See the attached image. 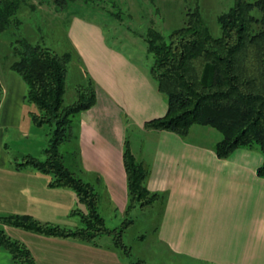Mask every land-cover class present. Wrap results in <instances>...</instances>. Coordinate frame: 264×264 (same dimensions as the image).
<instances>
[{
    "label": "crops",
    "instance_id": "obj_1",
    "mask_svg": "<svg viewBox=\"0 0 264 264\" xmlns=\"http://www.w3.org/2000/svg\"><path fill=\"white\" fill-rule=\"evenodd\" d=\"M67 37L85 78L96 84L97 101L75 126L67 166L99 194L100 207L126 214L129 203L124 149L129 135L144 137L137 161L149 171L147 186L167 193L160 211L158 242L175 264H264V159L258 150L240 148L219 159L213 141L194 127L186 138L145 124L167 114L168 106L150 72L107 42L103 27L84 16H71ZM0 216L30 215L43 223L71 229L78 200L74 191L52 188L35 169H16L10 143L29 137L27 86L8 64L0 67ZM32 122V121H31ZM33 123V122H32ZM195 139V138H194ZM101 214V213H100ZM103 217V216H102ZM25 244L37 264H129L111 244L93 245L47 237L0 224ZM0 264L13 256L0 249Z\"/></svg>",
    "mask_w": 264,
    "mask_h": 264
},
{
    "label": "trees",
    "instance_id": "obj_2",
    "mask_svg": "<svg viewBox=\"0 0 264 264\" xmlns=\"http://www.w3.org/2000/svg\"><path fill=\"white\" fill-rule=\"evenodd\" d=\"M94 0H54L61 9L93 6ZM22 0H0V36L20 26ZM221 37H214L199 10L187 13L185 25L168 37L151 28L148 52L153 55L150 75L167 102V114L145 124L147 129L167 130L186 138L194 125L211 127L222 134L215 146L219 159L229 158L240 148L258 150L264 159V0H234V5L217 18ZM10 69L27 86L26 102L31 121L51 128L46 160L27 157L15 162L16 169L32 167L49 175V186L74 191L86 212L75 209L83 227L68 229L43 223L30 215L0 216V223L47 237L78 240L97 245L96 238L111 232L99 212V194L66 164L61 146L73 142L75 126L82 112L97 101L95 81L88 76L78 86L77 100L65 104L66 76L72 52L59 54L49 47L16 40ZM7 59L4 58V61ZM0 83V105L3 98ZM129 203L126 214L135 209L166 203L168 194L152 192L147 186L149 171L134 156L127 138L124 149ZM264 178V162L257 170ZM132 222V221H131ZM112 247L129 248L117 231ZM0 249L13 256V264H37L25 244L0 229Z\"/></svg>",
    "mask_w": 264,
    "mask_h": 264
},
{
    "label": "rangeland",
    "instance_id": "obj_3",
    "mask_svg": "<svg viewBox=\"0 0 264 264\" xmlns=\"http://www.w3.org/2000/svg\"><path fill=\"white\" fill-rule=\"evenodd\" d=\"M93 6H83L80 2L66 9L58 8L54 0H22L18 13L20 26H13L0 36V67L14 59L12 48L16 40L26 38L33 44L51 48L59 54L72 52L73 58L68 63L66 76L65 104L77 100V89L86 80L84 68L75 56L67 37L68 20L71 16L80 15L97 21L104 29L107 42L129 55L141 67L150 72L153 55L148 52L147 35L154 28L164 36L185 25L187 13L199 10L211 34L218 38L222 30L218 16L226 13L234 5V0H94ZM4 58L7 60L4 61ZM25 127L29 137L17 135L10 143L12 154L22 162L27 157L39 161L47 158L46 148L49 144L51 128L37 127L27 120ZM206 129V136H191L193 140L213 141L222 134L211 127L194 125ZM144 137L131 133V150L137 156L144 145ZM195 138V139H194ZM73 142L61 146V152L70 165ZM33 169L32 167H28ZM41 175L51 178L42 172ZM78 209L86 212V206L78 203ZM106 227L111 232H104L96 238L98 244H113L114 237L123 230L122 243L129 248H120L123 259L129 264H175L165 248L158 242L160 211L156 207L141 208L137 206L128 214L120 215L112 208L100 207ZM76 224L71 229L84 226L81 216L76 215ZM132 221V222H131ZM3 224V223H0Z\"/></svg>",
    "mask_w": 264,
    "mask_h": 264
}]
</instances>
